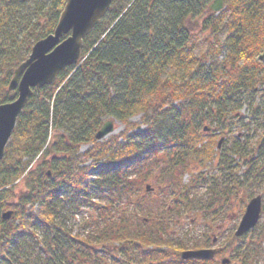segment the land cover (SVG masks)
Listing matches in <instances>:
<instances>
[{
	"label": "trees",
	"instance_id": "trees-1",
	"mask_svg": "<svg viewBox=\"0 0 264 264\" xmlns=\"http://www.w3.org/2000/svg\"><path fill=\"white\" fill-rule=\"evenodd\" d=\"M65 3L0 0V104L17 98L14 69L53 33ZM210 4L113 0L83 62L33 92L0 163V264H183L189 234L174 241L167 225L180 227L193 206L206 214L210 199L236 197L250 178L264 186V0H225L219 14ZM109 119L125 130L98 142ZM147 185L157 195L141 200Z\"/></svg>",
	"mask_w": 264,
	"mask_h": 264
},
{
	"label": "water",
	"instance_id": "water-1",
	"mask_svg": "<svg viewBox=\"0 0 264 264\" xmlns=\"http://www.w3.org/2000/svg\"><path fill=\"white\" fill-rule=\"evenodd\" d=\"M113 0H66L58 24L53 34L36 43L29 59L14 72L9 91L18 90V98L0 105V162L3 160L7 145L12 137L19 116L24 110L34 89L53 85L61 72L67 67L79 65L82 60L84 41L101 23L109 12ZM224 8V0H215L210 12L218 13ZM65 36H68L63 40ZM264 62V55L259 59ZM210 129L206 128L205 131ZM114 132L113 123L107 122L97 133L96 139L103 140ZM222 141L219 143L221 147ZM264 144V138L262 141ZM150 190V186L147 187ZM262 197L251 200L246 208L238 237L253 229L260 218ZM12 213L3 215L10 219ZM212 251H192L182 253L184 260L213 258Z\"/></svg>",
	"mask_w": 264,
	"mask_h": 264
},
{
	"label": "rangeland",
	"instance_id": "rangeland-1",
	"mask_svg": "<svg viewBox=\"0 0 264 264\" xmlns=\"http://www.w3.org/2000/svg\"><path fill=\"white\" fill-rule=\"evenodd\" d=\"M211 2H213V0H211ZM200 21H201V17L198 19H195L194 21H191V22L189 21L188 22L189 29L191 31H199L200 26L198 24ZM263 102L264 100L262 101L261 98H258L259 104H263ZM240 115L243 116L244 118H247V116L249 117V110L246 105L242 107L240 111ZM111 121L115 127V130L113 133H110L107 137H105L104 140H108L110 139V137H113V136H118L125 130V127L121 122L117 120H113V119H111ZM140 121H141L140 117H136L132 120V122L134 123H140ZM205 126H207V124H205ZM143 129H144V125L142 124L137 128L136 131H142ZM233 130L234 131L230 133V137L228 138V141L226 142L227 150L232 146L234 134L235 136L237 135L238 138H240V135L237 134V128ZM257 140H258V137L251 136L249 141L256 144ZM87 149L88 147L83 146L82 151L84 152ZM251 155H252V152L250 151L249 156L251 157ZM235 159H236L235 164L237 165V163L240 162V159L239 158H235ZM217 164L218 162L216 161L215 165ZM243 169H245V167L241 166L242 171ZM200 171H201L200 169L197 170V172H200ZM241 173L242 172H240V174ZM260 175L262 176L260 179L261 180L263 179L264 181V170L261 172ZM250 180L251 182L247 185V187H245V191L243 190L240 191V193L236 197H233L232 195V198L228 197L226 200H223L221 202L217 201L215 203H213L214 198L210 199L209 202H207L206 207L208 211L206 212V214H201L200 212H198V208L192 205L193 206L192 208H195L194 210H192L193 212L182 213L183 219H182V224L180 227L175 228V227L170 226L171 224L167 225L171 233L174 234V238H172V240L177 241V239L183 238V237H180L179 234L188 232L189 235L185 237L188 240L187 243L200 245L201 244L200 235L201 233L204 232V230L212 229L213 231L214 229L217 230L219 226H222L219 229V233L216 232L214 234L216 236L221 237V239H219V243L217 246L222 247V245H225L224 249L226 251L225 252L226 259L232 260L233 264H244V259H246L245 262L249 264H264V202H263V210H262L261 219L258 223L257 228L252 233H250L248 236H246L245 239L233 242L231 244L233 248L231 247L230 242H229V239L234 235L235 229L244 215L243 209L245 210L246 206L249 204L252 197L254 198L259 195H262L264 199V186L259 187L256 184V182H254L253 179L250 178ZM184 181L186 182L189 181L188 176L184 178ZM153 188H154L153 191L149 193H146L145 190L143 189L141 196H140L141 200H144V199L146 200L148 197L155 198L157 195V191L155 190V185H153ZM21 191H24L23 187L18 189V192H21ZM198 193L202 194L206 198L205 196L206 188L199 189L196 195ZM84 215L89 216L88 214H84ZM71 222H72L71 224H73L74 226H77L76 228L79 229L82 224V218L81 216H76L74 219H72ZM207 224H209L210 226L203 227L204 225H207ZM213 237L211 238L210 236V240L208 238H205L204 241L208 243H212ZM251 242H253L252 243L253 251H251V255L249 256V259H248L245 254V250H243L242 248H244V246H246L247 244H250ZM236 257L237 259H235ZM110 258L114 259V256H110Z\"/></svg>",
	"mask_w": 264,
	"mask_h": 264
},
{
	"label": "flooded vegetation",
	"instance_id": "flooded-vegetation-1",
	"mask_svg": "<svg viewBox=\"0 0 264 264\" xmlns=\"http://www.w3.org/2000/svg\"><path fill=\"white\" fill-rule=\"evenodd\" d=\"M207 226H210V225L207 224V225H204L203 227H207ZM221 227L222 226H219L217 228V230L214 229L213 231H212V229L204 230V232L201 233V235H200L201 244L200 245L193 244L191 246V249H188V250H194V251L195 250H197V251H211V250H213L212 252H215L213 258H209V259H191V260H188V261H183L182 260L181 263H183V264H228L226 256H225V252H226L225 249H224L225 245H222V247L217 246L218 243H219V239H221V237L216 236L214 234L216 232L219 233V229ZM210 236H211V238L214 236L213 239H212V243H208V242L204 241L205 238H208L210 240ZM236 239L241 240L242 238L236 237ZM231 247H232V245H231ZM181 253L182 252H180V254ZM180 254H179V257H181ZM232 264H233V262H232Z\"/></svg>",
	"mask_w": 264,
	"mask_h": 264
},
{
	"label": "bare ground",
	"instance_id": "bare-ground-1",
	"mask_svg": "<svg viewBox=\"0 0 264 264\" xmlns=\"http://www.w3.org/2000/svg\"><path fill=\"white\" fill-rule=\"evenodd\" d=\"M20 117V116H19Z\"/></svg>",
	"mask_w": 264,
	"mask_h": 264
}]
</instances>
